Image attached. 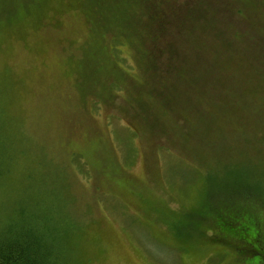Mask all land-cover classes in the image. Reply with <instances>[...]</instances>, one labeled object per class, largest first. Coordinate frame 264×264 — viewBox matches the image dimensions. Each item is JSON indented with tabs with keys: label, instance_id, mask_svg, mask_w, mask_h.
Listing matches in <instances>:
<instances>
[{
	"label": "rangeland",
	"instance_id": "obj_1",
	"mask_svg": "<svg viewBox=\"0 0 264 264\" xmlns=\"http://www.w3.org/2000/svg\"><path fill=\"white\" fill-rule=\"evenodd\" d=\"M246 2L256 49L264 0ZM133 3L122 8L142 21ZM102 4H0V88L16 141L0 218L30 197L58 203L61 193L75 209L69 216L81 218L75 264H264V254L216 232L209 219L232 215H220L221 205L242 213L245 198L264 239V98L251 82L259 70L250 66L249 42L231 40L234 52L226 49L223 71L238 81L221 84L227 104L208 120L189 119L146 93L141 29L104 21ZM251 193L261 194L260 207Z\"/></svg>",
	"mask_w": 264,
	"mask_h": 264
},
{
	"label": "trees",
	"instance_id": "obj_2",
	"mask_svg": "<svg viewBox=\"0 0 264 264\" xmlns=\"http://www.w3.org/2000/svg\"><path fill=\"white\" fill-rule=\"evenodd\" d=\"M102 1L104 21L121 22L122 28L129 31L141 29L143 36L141 34L140 38L146 44L142 52L144 71L150 84L145 83L150 88L146 93L152 94L162 109L182 116L186 111L189 119L215 117L219 104L223 103L222 96L229 100V94H223L221 84L230 81L238 86V81H233L223 71L228 64L227 47L234 52L231 40L249 42L245 51L255 56L254 64L250 66L259 70L257 78H252L251 82L264 98V33L254 32L257 47L251 48V18L246 11L251 6L246 0H136L133 4L139 10L141 4L142 21L138 12H124L122 7L124 4L129 6L130 0H123V5L118 0ZM244 12L245 16L242 15ZM246 24L248 29L244 31ZM216 42L222 44V49L208 47L209 43ZM213 52L217 55L212 56ZM4 96L0 88V187L5 180L7 151L16 142L9 131L12 120L5 112ZM203 100L208 104H203ZM65 188L62 184V192ZM251 195L257 202L254 204L259 206L261 194ZM65 196L63 194L62 199L60 193L61 201H55V204H41V200L30 197L0 218V264H75L78 242L75 238L81 232V218L76 221L69 216L70 209H75ZM240 200L239 211L242 213L231 206H218L220 215L229 212L232 215L227 218L212 216L209 218L211 227L235 242L252 246L253 255L264 254V239L259 231L261 224L251 219L248 201ZM231 203L238 205V201ZM223 222L225 225H221Z\"/></svg>",
	"mask_w": 264,
	"mask_h": 264
},
{
	"label": "bare ground",
	"instance_id": "obj_3",
	"mask_svg": "<svg viewBox=\"0 0 264 264\" xmlns=\"http://www.w3.org/2000/svg\"><path fill=\"white\" fill-rule=\"evenodd\" d=\"M5 215H6V214H5ZM5 215H4V216H5ZM4 216H3V217H4Z\"/></svg>",
	"mask_w": 264,
	"mask_h": 264
}]
</instances>
